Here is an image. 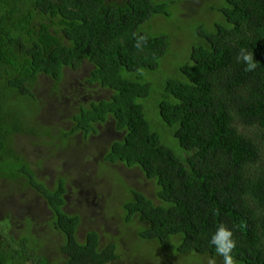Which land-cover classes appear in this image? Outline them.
Segmentation results:
<instances>
[{
	"label": "trees",
	"instance_id": "1",
	"mask_svg": "<svg viewBox=\"0 0 264 264\" xmlns=\"http://www.w3.org/2000/svg\"><path fill=\"white\" fill-rule=\"evenodd\" d=\"M221 1L211 9L219 21L199 27L186 63L157 84L177 39L152 35V24L170 20L180 1L0 0V208L20 190L47 215L39 233L31 216L15 235L0 226V264H57L53 249L62 264L121 260L120 236L79 239L82 216L66 209L74 182L47 186L40 175L77 139L94 149L103 136L99 167L119 182L121 166L136 169L156 188L155 200L122 188L119 228L140 240L124 255L147 264L148 244L160 252L174 242L181 258L224 264L211 244L223 225L236 264H264V0ZM241 49L253 54L252 71ZM86 66L75 94L55 99Z\"/></svg>",
	"mask_w": 264,
	"mask_h": 264
},
{
	"label": "rangeland",
	"instance_id": "2",
	"mask_svg": "<svg viewBox=\"0 0 264 264\" xmlns=\"http://www.w3.org/2000/svg\"><path fill=\"white\" fill-rule=\"evenodd\" d=\"M166 1V0H160ZM170 2V0H167ZM180 3L176 11L173 13V17L165 21L162 18L155 17V23L152 24V35L157 34H172L177 40L171 43V52L173 54L179 55V59H174L173 54L164 61L163 68L169 66V70L165 76L159 79L163 82L165 79L169 78L167 76L169 73L177 69L179 62L186 63L187 56L190 49L194 46L195 42L198 41L197 31L199 27L204 25L210 26L213 22H218L219 17L216 14L211 13V9L216 7L215 5L221 3V0H178ZM221 1V2H220ZM214 4V5H213ZM180 40V41H179ZM183 60V61H182ZM171 65V67H170ZM89 66H86L81 70V72L72 75L66 85L62 86L61 92L56 94L55 99L58 98L61 101L68 98L69 96L75 94L72 88L77 87L81 78L85 77ZM161 75V74H159ZM157 81V80H156ZM151 82V81H150ZM154 85L156 84L153 82ZM61 94V95H60ZM100 97V96H98ZM50 115V113H49ZM48 115V117H49ZM67 117V116H66ZM57 115L50 117L51 122L58 120ZM47 121L49 119H46ZM67 121V120H66ZM49 122V121H48ZM62 120L59 121V125ZM44 125V119L42 120ZM62 126L65 127L66 124L63 121ZM99 140V141H98ZM96 141H98V146H96ZM108 141V136H103L94 141L95 148L91 146L89 141L84 145L80 140L68 149L64 150L68 152L66 154L57 155V159H51L48 163V167H44L43 175L48 178L46 183L50 186L52 182L57 181L62 178L66 180L70 178L74 182V192L67 195L68 199L66 204V209L70 213H78L82 216V226L79 229L78 236L81 241L84 240V236L88 231L95 230L99 233L100 241L103 244L112 242V239L120 236L119 251L122 254L125 264H142V259H133L127 255L126 252L136 253L140 245V240L137 238L136 234L130 230H124L123 223L121 229L119 228L121 224V217L124 218V214L120 211L122 197V188L124 185L141 192L149 199L155 200V186L153 182L147 181L142 174L136 170H121L119 175L123 182H119L112 173L109 172V168L105 167L102 169L99 167L100 164V154L103 151V145ZM80 147L84 150H80ZM75 148V149H74ZM62 151V152H64ZM55 161V162H51ZM51 162V163H50ZM120 167V166H119ZM112 169V168H111ZM113 170V169H112ZM102 173V174H101ZM13 193L12 188L9 190ZM12 202L10 207L7 206L0 208V226L2 227L5 234L6 232H11L15 235L18 229L22 228L23 219L25 216L33 217V220L37 222L39 227L34 228L35 232H43L44 222L47 218L45 215V205L43 201L31 199L28 197L27 200L22 201L25 197L21 196V191L17 190L11 196ZM39 207V208H32ZM28 208H32L29 209ZM7 213H12L14 219L11 227L5 224V217ZM103 215H107L108 220ZM115 219H111V218ZM123 222V221H122ZM165 246V249L158 251L155 244H148L145 247L146 253L143 254V260L147 264H154L157 257L158 264H206L204 258H198L199 256L192 255L190 258H181L175 255V244L174 242ZM54 259L58 262L57 264H62L59 259L55 256L58 254L56 250L53 249ZM120 261H116L113 264H122Z\"/></svg>",
	"mask_w": 264,
	"mask_h": 264
},
{
	"label": "clouds",
	"instance_id": "3",
	"mask_svg": "<svg viewBox=\"0 0 264 264\" xmlns=\"http://www.w3.org/2000/svg\"><path fill=\"white\" fill-rule=\"evenodd\" d=\"M133 35H136L135 33ZM142 42H146L144 36H140L137 40L136 47L139 48ZM238 59L244 61L247 64L246 71H252L255 69L256 64L253 60V54L245 49L240 50ZM233 233L225 226L221 225L213 234L211 244L215 245V251L217 254L224 257V264H236L232 250L236 247V242L232 239ZM209 264H215L214 260H210Z\"/></svg>",
	"mask_w": 264,
	"mask_h": 264
}]
</instances>
